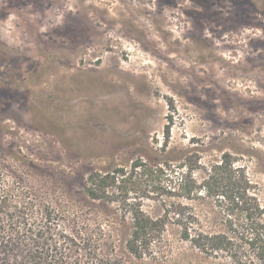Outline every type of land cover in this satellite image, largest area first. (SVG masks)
Listing matches in <instances>:
<instances>
[{
  "label": "rangeland",
  "instance_id": "obj_1",
  "mask_svg": "<svg viewBox=\"0 0 264 264\" xmlns=\"http://www.w3.org/2000/svg\"><path fill=\"white\" fill-rule=\"evenodd\" d=\"M224 153L264 204V0H0V215L88 219L128 258L131 215L89 176L124 167L157 216L182 158L199 184ZM169 159V177L134 168ZM184 202L219 228L225 202Z\"/></svg>",
  "mask_w": 264,
  "mask_h": 264
},
{
  "label": "trees",
  "instance_id": "obj_2",
  "mask_svg": "<svg viewBox=\"0 0 264 264\" xmlns=\"http://www.w3.org/2000/svg\"><path fill=\"white\" fill-rule=\"evenodd\" d=\"M181 161L187 175L174 188L182 199L166 204L157 216L128 201L134 178L124 167L87 179L90 198L118 200L128 209L131 226L122 243L128 258L119 252L114 234L100 224L87 219L74 231L66 226L70 220L61 225L50 215L22 211L16 217L0 215V264H264V204L244 167L224 153L205 163L198 184L186 158ZM170 162L141 160L134 168L142 175L169 177L174 171ZM157 184L165 185L162 180ZM198 193L225 202L218 229H207L208 220L184 202Z\"/></svg>",
  "mask_w": 264,
  "mask_h": 264
}]
</instances>
